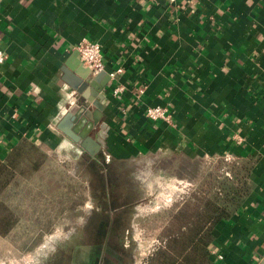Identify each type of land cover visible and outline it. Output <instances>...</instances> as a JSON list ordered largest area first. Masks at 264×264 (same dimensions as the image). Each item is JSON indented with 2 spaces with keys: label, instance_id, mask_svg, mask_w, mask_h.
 Instances as JSON below:
<instances>
[{
  "label": "crops",
  "instance_id": "obj_1",
  "mask_svg": "<svg viewBox=\"0 0 264 264\" xmlns=\"http://www.w3.org/2000/svg\"><path fill=\"white\" fill-rule=\"evenodd\" d=\"M0 40V158L22 143L65 159L228 154L247 164L249 185L210 228V264L259 262L264 0H0ZM83 40L101 45L102 70L81 62ZM116 85L123 90L115 95ZM154 105L168 121L146 117ZM70 110L75 120L65 126L78 136L73 128L86 127L94 155L62 148L71 139L59 126ZM102 250L82 264H112L99 259Z\"/></svg>",
  "mask_w": 264,
  "mask_h": 264
},
{
  "label": "rangeland",
  "instance_id": "obj_2",
  "mask_svg": "<svg viewBox=\"0 0 264 264\" xmlns=\"http://www.w3.org/2000/svg\"><path fill=\"white\" fill-rule=\"evenodd\" d=\"M98 158L116 185L115 209L104 215L118 222L98 242L84 220L102 211L106 196L89 158L34 144L0 158V264H82L91 249H103L99 259L112 264H169L249 185L247 164L228 154Z\"/></svg>",
  "mask_w": 264,
  "mask_h": 264
},
{
  "label": "trees",
  "instance_id": "obj_3",
  "mask_svg": "<svg viewBox=\"0 0 264 264\" xmlns=\"http://www.w3.org/2000/svg\"><path fill=\"white\" fill-rule=\"evenodd\" d=\"M23 144H31V143H22L18 147H20ZM18 147H16L8 155H11L15 150H17ZM112 158L118 159L116 157H112ZM89 159H90L89 161H91V163H93V165L96 166V167L93 166L94 167L93 173L95 175L94 183H96V188L100 190V195L105 194L106 196V199H103L106 204L104 203L102 204L103 208L101 212H103V214L101 212L97 214V212L94 210L90 212V214L84 220L85 222L84 226L86 228L85 233H101V235L98 234L95 235L94 238L91 236V239L95 240V242H98L104 239L103 238V236H105L104 233H110L112 228L113 229L117 228L116 225L118 222L115 223L113 219L107 218L105 216L106 213L104 215V212H109V211L113 212V210L115 209V207H112L114 209H111L110 206L112 205L110 204V201L112 202V200L114 201L117 198L115 195L116 185L110 183L109 180L106 178L107 175H109V173L105 174L104 172H102V169L105 168L108 169L109 168L108 166L105 167V165L101 164V160H99V158L96 156L95 157L93 156ZM110 176L112 175L110 174ZM247 191H243L242 193H239V199L233 201L234 205H231L233 206L231 209H229V207L220 209L215 219H213V222L211 224L204 226V228L202 229V233H196L195 235L191 236V238L189 239L190 241L188 242V244L185 245V250L182 252V254L180 253L179 258L176 259L175 261L169 262V264H177L178 262L183 264H196V261L198 262L199 259L201 263L204 262V264H210L211 260L208 255L209 254L208 247L212 236L210 233V228L212 224H214L216 221H218L221 218H225L229 216L239 206V204L245 197ZM197 244L199 248L197 247Z\"/></svg>",
  "mask_w": 264,
  "mask_h": 264
},
{
  "label": "built area",
  "instance_id": "obj_4",
  "mask_svg": "<svg viewBox=\"0 0 264 264\" xmlns=\"http://www.w3.org/2000/svg\"><path fill=\"white\" fill-rule=\"evenodd\" d=\"M79 58L83 64L89 67L91 70L100 71L103 69L104 64L102 61V51L101 45L95 41L83 40L76 47ZM6 54L2 48L0 40V65L5 61ZM122 71L121 68L116 69L115 71H110L109 77L114 78L117 73ZM123 90V87L116 85L113 87V93L116 95ZM145 115L151 120H165L168 121L170 114L164 106L154 105L149 106L145 110ZM221 256V255H219Z\"/></svg>",
  "mask_w": 264,
  "mask_h": 264
},
{
  "label": "water",
  "instance_id": "obj_5",
  "mask_svg": "<svg viewBox=\"0 0 264 264\" xmlns=\"http://www.w3.org/2000/svg\"><path fill=\"white\" fill-rule=\"evenodd\" d=\"M72 112L73 111L70 110L69 112L66 113V115L63 117L61 124L59 126L63 130V133H65L66 137L71 139V141H67L68 142L66 144L67 146L63 145L62 148L70 153L74 152L73 150H75V152L77 153H81L82 150H85L90 155H94L97 150V145L94 146L89 141V139H85L84 134L88 131L86 127L80 126L81 124H77V126L73 128L76 132H79V136H78L77 134H74L68 131L67 124L65 126V123H67L69 119H72L73 121L75 120V116H73ZM257 264H264V255L261 257V259L259 260Z\"/></svg>",
  "mask_w": 264,
  "mask_h": 264
},
{
  "label": "flooded vegetation",
  "instance_id": "obj_6",
  "mask_svg": "<svg viewBox=\"0 0 264 264\" xmlns=\"http://www.w3.org/2000/svg\"><path fill=\"white\" fill-rule=\"evenodd\" d=\"M94 234H95V235H97V234H98V235H101V233H94ZM104 234H106V235H107V234H109V233H104ZM107 238H108V236H106V238H105V239H107Z\"/></svg>",
  "mask_w": 264,
  "mask_h": 264
}]
</instances>
